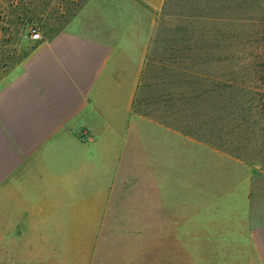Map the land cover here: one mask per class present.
Listing matches in <instances>:
<instances>
[{
    "label": "rangeland",
    "instance_id": "obj_1",
    "mask_svg": "<svg viewBox=\"0 0 264 264\" xmlns=\"http://www.w3.org/2000/svg\"><path fill=\"white\" fill-rule=\"evenodd\" d=\"M72 1L49 0L41 34L67 29L93 0L77 9ZM240 1L170 0V8L182 17L160 22L167 31L154 39L153 55L170 59L166 52L175 47L176 60L190 66L198 60L184 55L202 49L218 58L203 59L205 72L228 79L244 65L230 55H243L239 43L228 47V37L238 33L221 19L259 14L246 6L239 9ZM31 44L29 35H22L16 61L0 72V84L26 58ZM169 72L155 62L141 75L131 114L149 121L143 133L148 137L127 149L128 156L120 149L124 155L118 158L117 179L108 181L100 203L85 212L31 213L27 221L26 213L6 212L0 264H249L248 232L264 224V145L258 130L227 116L237 113L232 103L239 96L233 89L217 82L219 89L212 92L211 81L202 87L185 84L191 75L176 71L171 77ZM202 89L201 101L192 102ZM196 114L218 119L206 126ZM72 198V204L91 201L88 194Z\"/></svg>",
    "mask_w": 264,
    "mask_h": 264
},
{
    "label": "crops",
    "instance_id": "obj_2",
    "mask_svg": "<svg viewBox=\"0 0 264 264\" xmlns=\"http://www.w3.org/2000/svg\"><path fill=\"white\" fill-rule=\"evenodd\" d=\"M169 4L89 1L0 84V226L6 212L26 213L27 221L31 213L85 212L100 203L117 179L120 149L128 156L148 137L149 121L131 114L145 68L181 66L175 47L164 64L153 55L154 39L167 31L160 22L182 17ZM81 194L90 203H70ZM247 241L248 263L264 264V224L251 228Z\"/></svg>",
    "mask_w": 264,
    "mask_h": 264
},
{
    "label": "trees",
    "instance_id": "obj_3",
    "mask_svg": "<svg viewBox=\"0 0 264 264\" xmlns=\"http://www.w3.org/2000/svg\"><path fill=\"white\" fill-rule=\"evenodd\" d=\"M85 1L87 0L72 1L71 6L77 9ZM49 6V0H0V72L16 61L15 51L22 35L27 33L32 42L26 54L27 56L36 44L60 32L59 30H55L51 34L46 35L43 32L41 34L39 30L47 25L46 19L44 18ZM243 6H246L245 10H256L259 14L253 17L229 15L221 19L226 21V25L230 27L231 31L236 30L238 33L228 37L229 48L232 47L235 42L241 45V50L239 51L243 55V57L242 55L240 56L242 57L241 59L230 55V59H236L244 64L239 68L237 73L231 72L226 80H222L221 76L206 73L205 68L202 66L203 63H201L203 59L214 58L218 60V58L209 53L206 55L205 51L198 49L195 54L183 56L189 60H198L196 64L192 63L190 66L185 65L169 68V75L171 77H174V75L176 76V71L180 72L177 74H180L181 77H184V75H191L192 77L190 81H188L190 83L185 81V84L193 83V85H195L196 83L201 87L205 81H211L212 92L219 89L217 87V82L221 85L222 89H233L236 91L239 97L237 101H233L232 104L234 105H232V108L236 109L237 113H228L227 116L229 119L233 120V115H235L238 124L246 128H249V126L255 127L258 130L260 142L264 145V0H249V2L241 0L239 9H243ZM236 8L234 4L229 7L231 11H234ZM210 17L215 20L220 19L214 16ZM240 28L242 29L241 32L238 30ZM52 29H54L53 25L50 26V30ZM32 30L39 33L40 38L38 40L30 38ZM166 59L167 57H161L160 62L163 63L162 61ZM178 83L181 82L178 80ZM205 92L206 89H202V91L191 98V101H201V99L197 97H200V95ZM163 100L164 102H169L171 99L168 98ZM185 102H187V100H185ZM196 117L203 119V122L201 120L200 122L206 126H211L213 121H215L214 119H218L215 115L208 116L207 114H196Z\"/></svg>",
    "mask_w": 264,
    "mask_h": 264
},
{
    "label": "built area",
    "instance_id": "obj_4",
    "mask_svg": "<svg viewBox=\"0 0 264 264\" xmlns=\"http://www.w3.org/2000/svg\"><path fill=\"white\" fill-rule=\"evenodd\" d=\"M30 38L33 39V40H38L40 38L39 36V33L32 30L31 33H30Z\"/></svg>",
    "mask_w": 264,
    "mask_h": 264
}]
</instances>
